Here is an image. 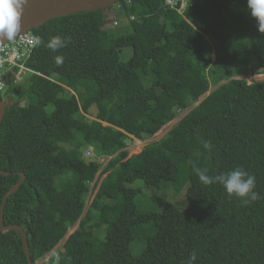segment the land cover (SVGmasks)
<instances>
[{
  "label": "trees",
  "instance_id": "16d2710c",
  "mask_svg": "<svg viewBox=\"0 0 264 264\" xmlns=\"http://www.w3.org/2000/svg\"><path fill=\"white\" fill-rule=\"evenodd\" d=\"M110 9L32 31L29 77L7 82L0 221L23 173L4 223L26 232L36 264L78 223L44 264H186L193 253L195 264H264V81L245 79L264 76V33L247 0H122ZM122 17L129 24L116 26ZM54 36L66 46L50 49ZM186 112L130 155L131 137L153 139ZM194 165L211 177L242 167L260 198L244 204L219 182L205 185ZM139 181L186 191L187 207L160 196L144 203ZM0 264H29L18 231H0Z\"/></svg>",
  "mask_w": 264,
  "mask_h": 264
},
{
  "label": "clouds",
  "instance_id": "9594fccd",
  "mask_svg": "<svg viewBox=\"0 0 264 264\" xmlns=\"http://www.w3.org/2000/svg\"><path fill=\"white\" fill-rule=\"evenodd\" d=\"M28 2L29 0H0V39H12L18 34L21 27L23 9ZM247 4L251 16L258 22V31L264 33V0H247ZM66 43L67 41L64 38L54 36L50 39L48 47L56 51L65 47ZM56 62L61 64L63 57H56ZM12 79L16 80L15 77L9 80ZM0 93L2 94L3 92ZM202 145L208 151H211L213 147L208 141H202ZM193 171L203 184L219 182L230 196L234 195L244 204L260 198L259 194L254 190L256 186L255 176L250 175L242 167H237L228 173H222L215 177L209 176L206 168L194 165ZM195 261L196 255L193 253L186 264H195Z\"/></svg>",
  "mask_w": 264,
  "mask_h": 264
},
{
  "label": "water",
  "instance_id": "95a60500",
  "mask_svg": "<svg viewBox=\"0 0 264 264\" xmlns=\"http://www.w3.org/2000/svg\"><path fill=\"white\" fill-rule=\"evenodd\" d=\"M122 0H29L23 9L21 27L18 34L12 39H0V47L16 40L20 35L32 32L47 22L65 16L81 12H95L110 9ZM8 104L3 100L0 93V128L2 126ZM0 175L8 176L10 173L0 171ZM25 181V175L21 174L20 181L4 197L1 208L0 231L7 234L11 231H18L23 239L25 252L29 264H36L31 258V248L26 232L18 225L5 226V207L8 199L16 193ZM69 239V238H68ZM67 239V240H68Z\"/></svg>",
  "mask_w": 264,
  "mask_h": 264
},
{
  "label": "rangeland",
  "instance_id": "374dc122",
  "mask_svg": "<svg viewBox=\"0 0 264 264\" xmlns=\"http://www.w3.org/2000/svg\"><path fill=\"white\" fill-rule=\"evenodd\" d=\"M111 11L108 12L109 15V20L113 21L116 18V12L113 9H110ZM119 25L120 26H127L129 24V22L127 21V19L125 17H122V20H119ZM119 31V30H117ZM29 77L28 73H23V75H20L19 78H17L15 80L16 83H21L23 84L24 80H26V78ZM245 79L250 82L253 83L254 81H264V76L263 75H258V76H254V75H249L247 77H245ZM9 80V79H8ZM24 85V84H23ZM9 91V86L6 87V89L3 91L2 96L5 99V101L9 104H13L12 100H9V98L7 97V93ZM25 103L27 102V100L24 101ZM52 108L50 107V110ZM94 114H96V110L93 112ZM188 114V112L182 114L180 117H178V119H176L174 122H172L170 125H168L167 127H165L160 133H158L153 139H149L146 141H138L135 140L133 137H131L132 140H130L128 142V148L127 150L129 151L131 156L134 155H138L140 154L145 148L146 146H148L149 144L153 143V142H158L161 139H163L182 119H184L186 117V115ZM105 164L108 163V160H105L104 162ZM61 183V182H60ZM62 184V183H61ZM135 187H143L145 190H143V194H141V200L144 203H148L152 200V198L154 196H160L161 198H166L168 201H170L171 204L175 205V207L179 210L182 211L187 207V198H186V191L177 194L176 192L172 191L171 193H169L168 195L165 192H160V190H156L152 187H147L143 181H139L136 182ZM90 190L93 189L94 184H90ZM153 189V190H152ZM175 215V214H174ZM79 224L78 223L74 228H72L68 234V236L60 243V245L55 249V251L53 253H51L50 255H48L42 262H40L39 264H44L49 262L50 258L55 254L58 253L59 250L62 249V246L65 244V242L67 241V239L79 228ZM144 246H142L139 242H136L133 245V249H134V254L135 255H139L142 251H143Z\"/></svg>",
  "mask_w": 264,
  "mask_h": 264
},
{
  "label": "built area",
  "instance_id": "2783aa9c",
  "mask_svg": "<svg viewBox=\"0 0 264 264\" xmlns=\"http://www.w3.org/2000/svg\"><path fill=\"white\" fill-rule=\"evenodd\" d=\"M179 1L185 2V0H166V3L176 7ZM115 25L118 26L119 23L116 22ZM37 44L38 38L32 33H27L0 47V92L6 89L8 79L12 77L17 79L23 73L31 72L27 67V62ZM91 155L92 149L87 153V156Z\"/></svg>",
  "mask_w": 264,
  "mask_h": 264
}]
</instances>
